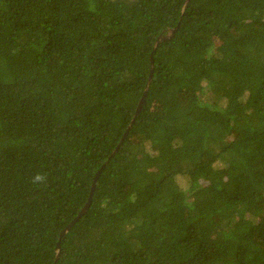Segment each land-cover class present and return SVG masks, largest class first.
<instances>
[{"label": "trees", "instance_id": "trees-1", "mask_svg": "<svg viewBox=\"0 0 264 264\" xmlns=\"http://www.w3.org/2000/svg\"><path fill=\"white\" fill-rule=\"evenodd\" d=\"M0 264H264V0H0Z\"/></svg>", "mask_w": 264, "mask_h": 264}, {"label": "water", "instance_id": "water-1", "mask_svg": "<svg viewBox=\"0 0 264 264\" xmlns=\"http://www.w3.org/2000/svg\"><path fill=\"white\" fill-rule=\"evenodd\" d=\"M188 1V0H187ZM178 27H179V25H177L176 26V28L175 29H173V30H171L170 32H168V35L165 37H160V38H158L157 39V41H156V45H157V43L160 41V40H162V39H165V38H169V37H171L172 35H173V33L174 32H176V30L178 29ZM152 59V58H151ZM151 74H152V70H151ZM149 82H150V79H149V81H148V84H149ZM147 89H148V85L146 86V91H147ZM145 91V92H146ZM145 92H144V95H143V97L141 98V100L139 101V103H138V106H137V108H136V111H135V114H134V116H133V119H132V121H131V123H130V125L128 126V128H127V131L124 133V135H123V137H122V140L120 141V144L123 142V140L125 139V137H126V135H127V133H128V130L130 129V127H131V125L133 124V122H134V120L136 119V117L139 115V113H140V111H141V109H142V107H143V105H144V100H145ZM100 172L101 171H99L97 174H96V176H95V178H94V180H93V183H92V187H91V192H90V195H89V198H88V202L84 205V207L82 208V210L79 212V214L76 216V218L66 227V229H64L63 231H62V233H61V236H63L75 223H76V221H78L79 220V218L87 211V209H88V207L90 206V203H91V199H92V194H93V191H94V188H95V183H96V181H97V178H98V176H99V174H100ZM60 241V240H59ZM56 251H57V258H58V256H59V251H60V242H58L57 243V246H56Z\"/></svg>", "mask_w": 264, "mask_h": 264}, {"label": "clouds", "instance_id": "clouds-1", "mask_svg": "<svg viewBox=\"0 0 264 264\" xmlns=\"http://www.w3.org/2000/svg\"><path fill=\"white\" fill-rule=\"evenodd\" d=\"M35 179H36V180H39V179H41V177L37 176Z\"/></svg>", "mask_w": 264, "mask_h": 264}, {"label": "rangeland", "instance_id": "rangeland-1", "mask_svg": "<svg viewBox=\"0 0 264 264\" xmlns=\"http://www.w3.org/2000/svg\"><path fill=\"white\" fill-rule=\"evenodd\" d=\"M182 181H184V180H182Z\"/></svg>", "mask_w": 264, "mask_h": 264}]
</instances>
